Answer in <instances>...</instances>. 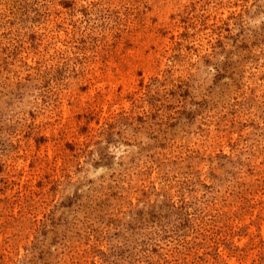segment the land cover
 <instances>
[{
	"label": "rangeland",
	"instance_id": "1",
	"mask_svg": "<svg viewBox=\"0 0 264 264\" xmlns=\"http://www.w3.org/2000/svg\"><path fill=\"white\" fill-rule=\"evenodd\" d=\"M0 264H264V0H0Z\"/></svg>",
	"mask_w": 264,
	"mask_h": 264
}]
</instances>
